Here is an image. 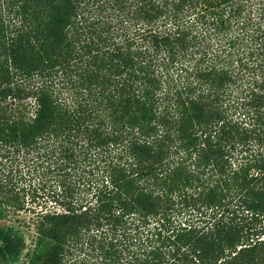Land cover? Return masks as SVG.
Here are the masks:
<instances>
[{"label": "trees", "instance_id": "trees-1", "mask_svg": "<svg viewBox=\"0 0 264 264\" xmlns=\"http://www.w3.org/2000/svg\"><path fill=\"white\" fill-rule=\"evenodd\" d=\"M263 234L264 0H0V263L264 264Z\"/></svg>", "mask_w": 264, "mask_h": 264}, {"label": "rangeland", "instance_id": "rangeland-1", "mask_svg": "<svg viewBox=\"0 0 264 264\" xmlns=\"http://www.w3.org/2000/svg\"><path fill=\"white\" fill-rule=\"evenodd\" d=\"M24 212H21L20 215H22ZM24 219V218H22ZM264 237V234L262 235ZM263 250H264V245H263ZM0 264H3V263H0ZM13 264H21L20 261H17V262H14Z\"/></svg>", "mask_w": 264, "mask_h": 264}]
</instances>
